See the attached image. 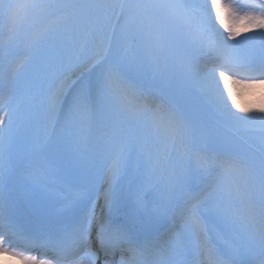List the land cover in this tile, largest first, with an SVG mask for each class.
Here are the masks:
<instances>
[{
  "label": "snow or ice",
  "instance_id": "6c2138e0",
  "mask_svg": "<svg viewBox=\"0 0 264 264\" xmlns=\"http://www.w3.org/2000/svg\"><path fill=\"white\" fill-rule=\"evenodd\" d=\"M169 40L208 58L171 70L199 75L224 126L259 134L258 162L221 155L206 125L146 97L139 77L160 72ZM18 42L34 62L25 111L19 100L0 111V254L23 264H264V99L242 105L234 92L264 86V0H0V47ZM245 44L259 55L241 59ZM14 124L32 130L15 159ZM69 151L81 162L69 167ZM16 171L60 205L46 227L12 210L5 178ZM133 184L165 186L154 220ZM34 249L43 257L25 254Z\"/></svg>",
  "mask_w": 264,
  "mask_h": 264
},
{
  "label": "rangeland",
  "instance_id": "374dc122",
  "mask_svg": "<svg viewBox=\"0 0 264 264\" xmlns=\"http://www.w3.org/2000/svg\"><path fill=\"white\" fill-rule=\"evenodd\" d=\"M8 2H9V0H4V3H8ZM41 22L42 21L37 20V21L33 22L30 27L36 26V25L40 24ZM30 27L28 29H30ZM178 41L179 40H169V41H167V47H166V51H165V59H164V62L161 63L160 72L156 73L153 70V71H148V72L143 73L139 77V80L142 83H148L150 81H153V82L158 84L157 86L159 88L163 89L164 92L166 90L167 92H169V94L170 93L173 94V92L171 90V86L173 84H175L176 85V90L179 92L180 85H178V80L180 78H182L184 80H187V79H189L188 78L189 75L180 76V75H178L176 73V74H174V76H176L175 79H173L172 82H171L170 81V78L172 77V75L170 73L172 71L171 70V65L178 64L180 62L189 63V61H191L192 57H196V56H195L194 53H192L191 50L187 49L181 42H180V45L176 44V42H178ZM22 44H23V42H18V43H13V44H10V45H8L6 47H1V48H2V50L10 49V51H18L17 49L20 48L22 46ZM180 51L181 52H186V53L188 52V55L185 56L184 58L180 59L179 56H178V53ZM1 52H2V54H1L2 59L4 60V57H6L7 53H5L3 51H1ZM33 62H34V57L32 58L31 62L29 63V65L25 69V71H22L23 72L22 73V78L24 79V82H26L28 84L25 83V86L24 85H22V86L20 85V91H19V95L17 97V101L21 100V97L28 90V86H29V82H30V78H31V75H32V70H33ZM157 62L158 63L160 62L159 59H158ZM191 85H192V89L189 91V96L192 97L193 99L198 100L199 99V90L201 89L200 79L199 80H194L191 83ZM153 92H154V90H151L150 94L153 93ZM167 92H165V94H167ZM226 96H227V94L225 92V98H226ZM170 101L176 102V104H177V99H170ZM20 103H22V102H20ZM208 103H210V102L208 101ZM228 103L231 104L230 100L228 101ZM250 104L254 105L256 107H259L261 102L259 100H257V99H253V101H248V103H243L242 105H250ZM201 105H202V108L204 110L206 108V105H207L206 100L204 102L202 101ZM210 105H211V103H210ZM211 107H213V106L211 105ZM233 110H235V109H233ZM19 111L20 112H24L25 111L24 106L20 107ZM210 118L213 119L214 121H216V119H214V117L211 116V115H210ZM230 130H233V129H230ZM251 140L253 142L257 141V143H259V140H257V139L254 140V138H251ZM14 146L15 145L13 144L12 148H14ZM256 147H258V146H256ZM223 148L224 149H230V150H234L235 149V148L230 147V146H224ZM241 179H243V178H241Z\"/></svg>",
  "mask_w": 264,
  "mask_h": 264
},
{
  "label": "bare ground",
  "instance_id": "6f19581e",
  "mask_svg": "<svg viewBox=\"0 0 264 264\" xmlns=\"http://www.w3.org/2000/svg\"><path fill=\"white\" fill-rule=\"evenodd\" d=\"M197 2H198V0H197ZM216 26L219 28V25H216ZM220 30L223 31V29H220ZM243 35L252 36V33L251 32H248V33H244ZM237 39H240V37H237ZM257 46L258 45H248V44H245V45H243L239 49L238 55L240 56L241 59H244V58H246L249 55H253V53L255 51V48ZM193 53L194 54H197L195 52H193ZM185 55L186 54L181 53V55L179 57L182 59V58L185 57ZM207 60H208L207 58L198 57V54H197L196 59L193 60V62L190 61V63L193 64V65H195L198 62L199 65L202 67L203 64L207 62ZM226 66H228V65H226ZM237 78H239V77H237ZM25 83L26 82H24V84ZM220 87H221V89H223V83L220 84ZM234 92H237L238 93V96H237L238 102H240L242 104L243 103H248V101H253V99H257L260 102L262 101V99H264V95H262V94H264V86H260V85H257L254 89H240V88L234 86ZM27 93H28V90L26 91V93L24 95V97H25L24 100L25 101H26ZM10 103H12V101L7 104L8 106L5 109H3V111H7L8 108L14 106V103L13 104H10ZM212 109L214 110V108H212ZM214 112H211L212 115H214L216 118H219V116L216 113H214ZM206 122L208 123V128H211V130H212L213 138H215L217 140V145L222 144V145H228V146H234V147L236 146L235 145L236 143H234L226 135H223V133L221 131H218V130L214 129L215 127L212 126L211 123L208 120H206ZM195 123L198 124V125H200V122H198V121L195 122ZM203 125H204V122H203ZM30 139H31V136L28 139V143H29ZM197 142L198 143H202L200 141H197ZM257 144H260V137H259V143H257ZM27 146H28V144H27ZM27 146L25 147V145H19L18 148L15 149L14 152L16 153V152H19L20 150H24V149L27 148ZM209 146L211 147V146H215V145H212L210 143ZM235 154H237L239 156H241V154H243V155L247 156L250 161H253L254 160V161L257 162V160L255 159V155L251 156L250 155L251 154L250 152H244V153L243 152H235ZM66 160H67V163L66 164L69 167L75 166V165H77L78 163L81 162L80 160L77 159L76 154L74 152H72V151H69ZM30 187H32V186H30ZM31 191H34V190L32 189ZM133 191L135 193V197H136V195L143 196L142 195V191L138 188V186H136V188ZM167 194L168 193H167V190H166V188H165L164 185H160V188L156 192H154V198L156 199L154 201H157L158 202L157 207L161 203H163V200L167 196ZM36 202L43 203L45 201L42 202V201H40V200L37 199ZM97 211H98V209H97ZM14 258L15 257L12 258L8 254H0V264H20V263H16V260L18 261V258H15V260H14Z\"/></svg>",
  "mask_w": 264,
  "mask_h": 264
}]
</instances>
